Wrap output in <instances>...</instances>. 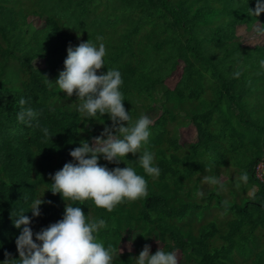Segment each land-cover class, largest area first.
I'll return each instance as SVG.
<instances>
[{
	"label": "trees",
	"instance_id": "trees-1",
	"mask_svg": "<svg viewBox=\"0 0 264 264\" xmlns=\"http://www.w3.org/2000/svg\"><path fill=\"white\" fill-rule=\"evenodd\" d=\"M255 6L256 0H0V264L5 252L19 259L15 241L23 226L13 220L20 213L36 233L62 220L66 203L107 222L97 234L105 247L132 244L114 264H136L152 242L179 252V264H264V174L261 181L253 175L257 163L264 166V44L243 46L235 35L237 26L257 34L255 26L264 24V13L250 15ZM29 17L42 27L33 28ZM77 33L97 45L103 37L101 71L121 72L133 121L158 113L147 148L160 175L148 176L129 154L124 163L144 176L148 195L112 212L50 191V174L72 161L70 151L111 126L107 114L82 116L75 94L67 97L54 83L68 46L79 44ZM176 72L169 89L165 81ZM22 97L24 108L39 113L38 126L18 122ZM182 118L193 127L194 142H177ZM99 163L117 167L103 157ZM205 176L223 188L203 183ZM37 198L51 204L33 217Z\"/></svg>",
	"mask_w": 264,
	"mask_h": 264
},
{
	"label": "clouds",
	"instance_id": "clouds-1",
	"mask_svg": "<svg viewBox=\"0 0 264 264\" xmlns=\"http://www.w3.org/2000/svg\"><path fill=\"white\" fill-rule=\"evenodd\" d=\"M252 16L259 17L264 13V0H256L255 9H249ZM255 32L264 35V24L258 23ZM96 43L91 40L80 42L78 46L67 48V58L64 70L59 72L54 82L67 97L74 94L79 101L77 111L84 117L96 118L108 115L111 126H105L99 136L91 141L82 140L80 146L70 151L71 162L64 164L61 170L50 174L51 192L60 194L64 201L91 200L98 208L112 212L118 205L126 201H136L147 197L148 183L144 176L137 174L135 168L128 166L124 160L129 154L138 156L139 166L144 173L158 178L160 168L155 165V154L147 145L150 140V127L153 120L141 114L133 121L130 113L124 107L125 97L121 91L122 74L118 69L105 68L106 46L103 37L97 36ZM264 68V60L260 61ZM236 72L235 76L239 77ZM45 82L52 84L46 76ZM27 101L19 100L21 110L17 114L19 123L28 127L37 121L39 113L32 108H24ZM45 138H52L48 128L42 129ZM117 167L109 169L101 166L100 158ZM124 163L121 168L118 165ZM203 183L219 185L214 176L203 177ZM197 196L203 197L204 192L198 191ZM51 204L42 198L34 199L31 204L33 217L41 215L40 206ZM227 204V201L224 202ZM14 226L22 231L15 244L19 259L5 252L2 264H114L122 254L112 245L105 247L97 238L101 229L107 227V222L101 218L85 215L80 207L68 203L65 206L63 219L42 228L34 233L31 219L20 213L14 220ZM134 239V237H133ZM130 250V249H129ZM136 264H179L176 252H166L161 248L151 254L150 245L145 244Z\"/></svg>",
	"mask_w": 264,
	"mask_h": 264
},
{
	"label": "rangeland",
	"instance_id": "rangeland-1",
	"mask_svg": "<svg viewBox=\"0 0 264 264\" xmlns=\"http://www.w3.org/2000/svg\"><path fill=\"white\" fill-rule=\"evenodd\" d=\"M26 21L35 29L42 27V21L37 19V17L36 18L35 17H29V18H27ZM71 26L72 25H70V27ZM77 34H79L78 39H79V43H80V42H82L80 40L81 34L80 33H77ZM235 35L238 38V41L243 46L253 47L255 45H263L264 44V36L259 35V34H254L253 31L252 32L246 31L243 26H237L235 28ZM32 64L34 67H37L39 69H41L43 67L42 62L39 60H34L32 62ZM177 79H178V72H176L172 77L167 79L165 81V85L169 89H171L174 86V84L176 83ZM254 98H255V96L249 100L248 104H253ZM145 115L149 116L152 120H154L157 117L158 113H155L154 111H147V113ZM180 117H182V115H180ZM182 121H183L182 123H184V124L179 125V128L177 129V132H176L177 133V135H176L177 136V142L179 144L194 142L195 131H194L193 127L185 119H183ZM223 179L224 178L221 177V180H223ZM254 190H255V188H252L250 191L253 192ZM148 245H150L151 252H152V250H157L158 248L161 247V244L158 242H152V243H149ZM143 247L141 249H143ZM119 249H121L122 252H131V251H133V246L130 242L123 241L117 250H119ZM175 252L177 253V258H179V252H177V251H175Z\"/></svg>",
	"mask_w": 264,
	"mask_h": 264
},
{
	"label": "built area",
	"instance_id": "built-area-1",
	"mask_svg": "<svg viewBox=\"0 0 264 264\" xmlns=\"http://www.w3.org/2000/svg\"><path fill=\"white\" fill-rule=\"evenodd\" d=\"M264 174V166L262 163H257L254 167L253 175L259 181L262 180V175Z\"/></svg>",
	"mask_w": 264,
	"mask_h": 264
}]
</instances>
